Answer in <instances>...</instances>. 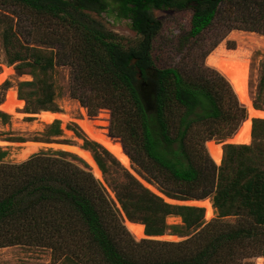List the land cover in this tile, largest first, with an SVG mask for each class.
Listing matches in <instances>:
<instances>
[{"label": "trees", "instance_id": "obj_1", "mask_svg": "<svg viewBox=\"0 0 264 264\" xmlns=\"http://www.w3.org/2000/svg\"><path fill=\"white\" fill-rule=\"evenodd\" d=\"M0 1L33 16L57 19L60 27L54 31L73 34L66 42L61 32L55 42H44L42 50L18 44L9 30L2 33L8 64L17 63L20 74L32 77L17 89L30 113L59 112L52 79L56 67L68 66L69 98L89 117L109 111V135L120 140L125 154L165 197H213L219 211V219L206 223L203 209L168 204L95 142L85 141L84 148L93 153L102 174L112 178L109 187L119 209L77 156L49 150L11 164L1 163L7 153L0 149V249H47L52 262L65 264H261L264 154L254 145L264 139V120L253 121V144L226 146L222 165H215L205 145L230 138L247 111L230 82L207 67L205 59L232 31L264 36V0ZM112 5L139 37L136 45L126 48L94 20L82 21L84 12L112 14L107 12ZM152 9L190 13L186 36L178 45L181 56L173 64L165 65L159 56L165 48L159 41L162 24ZM209 31L214 40L202 53L199 42ZM259 90L264 92V63ZM0 119L9 122L6 114L0 113ZM49 135L61 136L58 121ZM121 213L143 225L148 238L134 239ZM171 216L180 217L182 225H168ZM228 216H235L236 224L221 220ZM166 232L187 238L155 239Z\"/></svg>", "mask_w": 264, "mask_h": 264}, {"label": "rangeland", "instance_id": "obj_2", "mask_svg": "<svg viewBox=\"0 0 264 264\" xmlns=\"http://www.w3.org/2000/svg\"><path fill=\"white\" fill-rule=\"evenodd\" d=\"M66 1L70 2L71 0ZM116 9L117 6L115 5L108 7L107 12L112 11V14H96L94 12H84L82 13L83 18H81L83 22L88 23L87 17H89L88 19L94 20L96 24L103 28L104 31L112 33L118 38H121L126 48L132 47L136 45L139 37L136 36L135 33L131 30L130 22L126 18L117 17L118 11ZM152 15L162 24V31L159 36V41L161 46L165 48L163 50V54H159V56H161V61L162 63H165V65L171 63L173 64L178 61L179 57L181 56L180 54L182 51L178 45L186 36L187 23L189 20L190 13L176 11L173 9H164L160 11H152ZM75 16L77 18H80L77 15ZM56 22L57 19H49L48 17L44 16H36L35 14L33 16L30 15L27 11L23 10L22 7L11 5L9 3L4 4L0 1V74L3 70L9 68V71L6 70V72L1 78L2 80H0V113L9 116V122L6 125L3 124L0 119V149L7 153L6 157L1 161V163L18 164L26 161L21 160L19 157L20 153L25 149L26 143L37 144L38 151H36L34 154L46 152L49 150L55 152L60 151L69 153L68 151H65L61 148H57L56 145H67L71 146L73 149L78 148L80 150L86 151L89 154V161L91 163L85 162L79 156L71 152L69 154L75 155L80 158L83 162H85L89 166L91 172V165H95L99 172L97 180L104 185V187L107 189L110 198L116 203L115 194L109 187V183L111 182L112 178L110 176L105 177L102 174L94 160L93 153L90 150L84 148L85 141H95L88 137V135L83 131L79 124V121L85 119L91 120L94 122L95 128L97 130L104 131L109 137H111L109 135L108 130L110 113L108 110H100L96 116L89 117L87 114V110L84 107H82L77 101H74L69 98L68 88L70 79V68L68 66L56 67L55 72L53 74L52 82L54 84L57 95L55 103L59 112H56L55 114L47 111H38L36 113H30L25 101L18 99V85L22 82L32 81V77L27 74H20V72L16 68L17 63L11 65L8 64V59L6 56V51L3 47L1 35L5 30H9V32L13 36V40L19 41L18 44L28 45L29 47H37L38 49L42 50L45 49L44 42L47 41L49 42V44L55 42V40H58L60 38L61 32L66 42H71L73 40L72 31H54L55 29H58L60 27L59 23L57 24ZM50 30H53V32L51 33ZM212 33L214 34L213 31H209V34L205 36L204 42H199L200 52H206L209 46L213 43L214 37H211ZM220 45H223L227 50H236V48L244 46V48L250 51L246 72L247 75L245 78V85L247 84L246 90L248 92V97L251 106L256 110H264V92L260 93L259 90L261 68L264 63V36L259 35L257 33L252 34L251 32L232 31L219 43L218 46ZM207 63V59H205V65L207 67H210ZM13 113L21 114V117L18 118L12 116ZM41 114L52 116L53 120L49 123H46L39 118V115ZM254 120H264V118H257ZM55 121L59 122V128L61 130L60 137H51L49 135V128ZM112 139H115L123 149V146L118 138ZM227 139L211 140L208 142H214L221 145ZM18 140H23V142H19ZM261 140L263 141L256 142L254 146L257 148V153L262 152L264 154V139L261 138ZM253 143L254 140L252 139L251 130L250 142L249 144H246H248L247 146H249ZM101 147L105 149L103 146ZM225 147L226 146L222 148L223 152H221L220 162L218 164H215L217 166L222 165ZM205 150L208 153L206 145ZM70 151H72V149ZM109 154L113 158H115L110 152ZM128 160L129 163L126 167L119 163L120 166L134 179H136L144 188L148 189L151 193L161 197L165 202L171 205L190 206L201 208L203 209V211L205 210L202 205L186 204L189 201H175L168 199L161 193L157 183L152 180L149 181L146 178L145 174L139 169L138 166H136L131 161L129 157ZM206 200L208 201L211 207L210 217L205 218L204 216V222L207 223L214 219H219V211L213 206V197L206 198ZM116 206L118 209L120 208L117 203ZM121 218L124 224L127 219L124 217L123 213H121ZM179 218L180 217L178 216H171L167 218L166 222L168 225H182V219L180 218L179 220ZM221 220L233 225L237 222V218L235 216L224 217L221 218ZM191 233L192 231L189 234ZM161 237L163 238L155 239L168 242H179L187 238L185 236L180 237L176 235H171L169 232H166L165 235ZM0 264L65 263L52 262L50 251L47 249L31 247H11L0 249ZM261 264H264V258L261 260Z\"/></svg>", "mask_w": 264, "mask_h": 264}, {"label": "bare ground", "instance_id": "obj_3", "mask_svg": "<svg viewBox=\"0 0 264 264\" xmlns=\"http://www.w3.org/2000/svg\"><path fill=\"white\" fill-rule=\"evenodd\" d=\"M253 34V33H252ZM244 44V43H243ZM256 44V43H255ZM263 46V45H262ZM250 51L244 46H240L236 48V50H227L223 45L218 46L215 50H213L207 59L208 66L215 69L220 74H222L231 84L240 104L246 108L247 114L250 115V118H264V110H254L251 106L248 92L246 90L245 85V78L247 72V66L249 61ZM9 71V68L6 69ZM3 70L0 74V80H2V76L6 72ZM7 71V72H8ZM11 71V70H10ZM10 75V74H9ZM13 91V90H12ZM47 113V112H46ZM12 116L21 117V114L13 113ZM57 116V115H56ZM39 118L49 123L51 122L52 116H48L46 114L39 115ZM79 124L83 131L91 138L93 141L97 142L101 146H103L107 151H109L119 163H121L124 167H126L129 163L127 155L121 150V148L115 144L112 140H110L107 136H105L101 131L97 130L87 119L79 121ZM15 125V124H14ZM64 125V124H62ZM24 129V128H23ZM249 123L246 122L242 128V132L245 135V141L240 142V145H248L249 144ZM248 143V144H246ZM10 144V143H9ZM3 145V144H2ZM12 146V145H11ZM49 147V146H48ZM51 147V146H50ZM38 146L35 143H29L25 145V149L20 153L21 160H27L32 154H34L37 150ZM72 149V151H70ZM67 149L69 153H73L79 156L82 160L89 163L90 156L86 151L80 150L78 148H71ZM207 151L209 152L211 158L214 159L216 164L219 163L221 159V146H215L212 142L207 143L206 147ZM218 149V151H217ZM91 163V162H90ZM92 166V174L93 176L98 179V170L95 165ZM128 168V167H127ZM169 201V200H168ZM188 205H202L205 209V218H209L211 214V207L208 201L205 200H193L186 203ZM180 220V218H179ZM171 223V222H170ZM124 226L128 230V232L132 235V237L136 240H140L144 237V226L141 224L131 223L128 220L124 222ZM159 239L163 237H158ZM7 250V249H6Z\"/></svg>", "mask_w": 264, "mask_h": 264}, {"label": "water", "instance_id": "obj_4", "mask_svg": "<svg viewBox=\"0 0 264 264\" xmlns=\"http://www.w3.org/2000/svg\"><path fill=\"white\" fill-rule=\"evenodd\" d=\"M253 108V107H252ZM254 109V108H253ZM254 110H256V109H254ZM53 114H55V113H53ZM254 119H257V118H250V115L248 114V116H247V118L241 123V125L239 126V128L237 129V131L230 137V138H228L223 144H217V143H214V142H212L215 146H218V145H220L221 146V152H223V147L224 146H228V145H235V146H237V145H240V142H244L245 141V135L243 134V132L241 131L242 130V128H243V126H244V124L246 123V122H248L249 123V130H248V136H249V142H250V138H251V130H252V125H253V120ZM100 145V144H99ZM245 145V144H244ZM57 146V148H61V149H63V150H69V149H71L72 147L71 146H67V145H56ZM122 148V147H121ZM123 150V149H122ZM124 152V151H123ZM34 155V154H33ZM208 155H209V157H210V159L216 164V162L214 161V159L213 158H211V156H210V154H209V152H208ZM32 156V155H31ZM221 160V159H220ZM220 162V161H219ZM204 213H205V210H204ZM144 237L145 238H148L146 235H145V233H144Z\"/></svg>", "mask_w": 264, "mask_h": 264}, {"label": "flooded vegetation", "instance_id": "obj_5", "mask_svg": "<svg viewBox=\"0 0 264 264\" xmlns=\"http://www.w3.org/2000/svg\"><path fill=\"white\" fill-rule=\"evenodd\" d=\"M152 11H155L154 9H152ZM158 11H160V9H158Z\"/></svg>", "mask_w": 264, "mask_h": 264}]
</instances>
